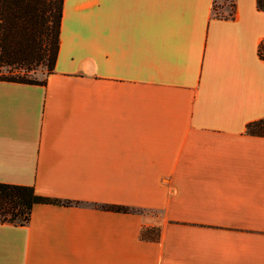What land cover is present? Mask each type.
Here are the masks:
<instances>
[{
    "label": "crops",
    "instance_id": "obj_1",
    "mask_svg": "<svg viewBox=\"0 0 264 264\" xmlns=\"http://www.w3.org/2000/svg\"><path fill=\"white\" fill-rule=\"evenodd\" d=\"M233 2L62 0L52 70L0 78V181L70 202L0 222V264H264V10Z\"/></svg>",
    "mask_w": 264,
    "mask_h": 264
},
{
    "label": "trees",
    "instance_id": "obj_2",
    "mask_svg": "<svg viewBox=\"0 0 264 264\" xmlns=\"http://www.w3.org/2000/svg\"><path fill=\"white\" fill-rule=\"evenodd\" d=\"M255 2L264 10V0ZM61 4L62 0H0V61L26 69L42 64L46 68L45 74L51 71L58 47ZM228 5L226 14L231 15L233 0ZM257 53L264 58V38L257 44ZM0 78L42 81L27 76L25 72L1 75ZM244 130L264 135V116L246 122ZM37 202L69 203L70 200L38 194L28 184L0 181V222L25 223L32 205Z\"/></svg>",
    "mask_w": 264,
    "mask_h": 264
},
{
    "label": "rangeland",
    "instance_id": "obj_3",
    "mask_svg": "<svg viewBox=\"0 0 264 264\" xmlns=\"http://www.w3.org/2000/svg\"><path fill=\"white\" fill-rule=\"evenodd\" d=\"M230 0H214V11L218 14H223L227 11ZM25 72L27 76L40 79L46 73V68L42 64H34L30 68L16 67L12 64H4L0 61V76L1 75H10L14 73Z\"/></svg>",
    "mask_w": 264,
    "mask_h": 264
}]
</instances>
